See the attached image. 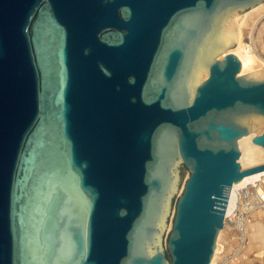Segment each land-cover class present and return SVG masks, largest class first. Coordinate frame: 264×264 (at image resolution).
<instances>
[{
	"label": "water",
	"instance_id": "water-1",
	"mask_svg": "<svg viewBox=\"0 0 264 264\" xmlns=\"http://www.w3.org/2000/svg\"><path fill=\"white\" fill-rule=\"evenodd\" d=\"M260 2L0 0V264L212 263L264 170V78L218 55Z\"/></svg>",
	"mask_w": 264,
	"mask_h": 264
},
{
	"label": "bare ground",
	"instance_id": "bare-ground-1",
	"mask_svg": "<svg viewBox=\"0 0 264 264\" xmlns=\"http://www.w3.org/2000/svg\"><path fill=\"white\" fill-rule=\"evenodd\" d=\"M233 16L236 43L234 44V46L226 48L218 55L224 56L229 52H236L242 58V72H240V75L248 74L256 78H264V41L262 43V40L260 39L262 36L261 32L264 30V21L261 22L262 25L260 26L259 31L254 34V36L258 38L257 41L259 42L257 50H254V48L252 47V43L249 41V37H252L249 36L250 33L255 31L254 28L256 22L264 17V2H260L247 10L237 12ZM257 43L255 44L257 45ZM207 77L208 75L203 76V80ZM255 135H257V132L252 131L248 135L242 136L238 140L241 150L239 161L243 168H248L264 163V147L253 142V137ZM250 183L253 186H256L258 194L264 199V170H262L245 176L240 182L232 186L229 193L230 199L227 207L229 215L232 214L234 208L238 207L240 195L244 193L242 188ZM245 192L247 193V190H245ZM262 202L264 204V201ZM228 222L229 219L227 218L224 227L220 231V235L217 240L216 252L211 264L218 263L220 254L222 252V242H224L223 239L224 234L227 230L226 228ZM250 237L252 239L254 238L253 240H260L262 238V232H251ZM244 253L245 252H243V254Z\"/></svg>",
	"mask_w": 264,
	"mask_h": 264
},
{
	"label": "rangeland",
	"instance_id": "rangeland-1",
	"mask_svg": "<svg viewBox=\"0 0 264 264\" xmlns=\"http://www.w3.org/2000/svg\"><path fill=\"white\" fill-rule=\"evenodd\" d=\"M263 21H264V17L260 19L259 21H257L255 24V28H254L255 31H253L249 35V36H252L249 38H253V41L255 43L258 42L257 41L258 38L254 36V34L259 31L260 26L262 25L261 22ZM263 32L264 30L261 32L262 36L260 38L262 40V43L264 41ZM255 38H256V41H255ZM258 45H259V42L257 43V45L255 44L256 50L258 48ZM220 56H223V55H220ZM240 74L241 73H239L238 75ZM242 169H245V168L242 167ZM188 176H189V170H187L186 173L182 176L179 188L177 192L175 193L173 200H172L171 212L168 216L167 226L163 234V243L165 247H167L166 240H168V237L172 231V225H173L175 210H176V203L183 191V187H184L186 180L188 179ZM253 188H254V191L252 192L258 193L257 188L256 187H253ZM262 205L263 206L257 207L253 211V213L248 217V220L245 223V225L242 227V229H238L234 222H230V224L227 225V228H226L227 230L224 234V239H223L224 242H222L223 243L222 252L220 254V258L217 264H264V204ZM254 231L262 232V238L260 240L259 239L253 240L254 238L252 239L250 237V233ZM243 252L245 253L243 254Z\"/></svg>",
	"mask_w": 264,
	"mask_h": 264
},
{
	"label": "built area",
	"instance_id": "built-area-1",
	"mask_svg": "<svg viewBox=\"0 0 264 264\" xmlns=\"http://www.w3.org/2000/svg\"><path fill=\"white\" fill-rule=\"evenodd\" d=\"M249 41L252 43V47L255 49V42L253 41V38H249ZM256 186H253L251 183L242 188L244 193L240 195L239 201H238V207L233 209V212L231 215L228 213V209L226 212V219H229L228 225L230 222H234L238 229H242V227L245 225V223L248 220V217L253 213V211L260 206H263L264 199L260 197L258 193H253L254 188ZM247 190V193L245 192Z\"/></svg>",
	"mask_w": 264,
	"mask_h": 264
}]
</instances>
